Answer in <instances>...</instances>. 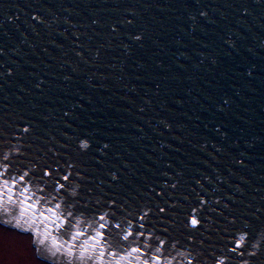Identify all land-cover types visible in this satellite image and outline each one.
<instances>
[{"label": "water", "instance_id": "obj_1", "mask_svg": "<svg viewBox=\"0 0 264 264\" xmlns=\"http://www.w3.org/2000/svg\"><path fill=\"white\" fill-rule=\"evenodd\" d=\"M5 172L0 226L45 264L57 182L160 264H264V0H0Z\"/></svg>", "mask_w": 264, "mask_h": 264}, {"label": "snow or ice", "instance_id": "obj_2", "mask_svg": "<svg viewBox=\"0 0 264 264\" xmlns=\"http://www.w3.org/2000/svg\"><path fill=\"white\" fill-rule=\"evenodd\" d=\"M140 37H136L139 39ZM27 131V129H25ZM7 159V157H5ZM7 167V166H5ZM6 175L5 173H0V179ZM28 174L25 173L17 179L16 177H11L10 179H2V184H0V202L3 201L4 197L7 196L9 202L12 201V194L14 192V186L17 183H25V177ZM44 175H50V173L45 172ZM64 180H68V176L63 177ZM64 190V195L67 197L63 206L60 203H56L54 207H49L47 212L50 215H46L45 212H40L39 215L44 218L45 221H50V228H55L62 235H67L68 239L61 241L57 237H52L53 246L56 248V252H61L64 261L63 264H160L162 260L161 255H149V252L159 253L161 251V246L166 242L162 239L157 238L158 246L153 249L151 244H145L144 246H136L125 248V242H129L130 237L143 236L142 232L133 233L131 231L126 232L123 236H120L118 231L114 232L113 229L119 230L121 225L119 222L115 224L109 223L110 217L108 214H101L98 217L93 216L91 223H87V227L91 230L85 231L81 228L80 217L85 216L86 212L84 210L79 211V215L74 211L76 204L72 202L71 197H75L77 194L73 190L71 192L65 189L63 184L57 182V186L53 191L60 193ZM44 191V189H40ZM29 192L27 186L23 187L20 195L24 197L21 204L24 206L21 216H23L30 209H35L43 201L47 202L46 197H41L37 199L35 203H29L32 200V196H25V193ZM63 207L62 211L61 210ZM164 211V209H160ZM35 216L36 213L32 212ZM111 218H114V214ZM143 219V216L141 217ZM75 221V223H73ZM191 223L193 225L197 224L196 219H192ZM95 225V226H93ZM143 228V225H140ZM51 235V233L46 232V236ZM83 242L81 241V238ZM132 243H136L133 239ZM175 247V245H172ZM258 247V245H254ZM235 251V249H232ZM255 253H252L254 255ZM55 255V253H54ZM147 257V258H145ZM165 264H168L165 261ZM188 264H199V257H191L188 260ZM215 264H224V261L217 260Z\"/></svg>", "mask_w": 264, "mask_h": 264}, {"label": "rangeland", "instance_id": "obj_3", "mask_svg": "<svg viewBox=\"0 0 264 264\" xmlns=\"http://www.w3.org/2000/svg\"><path fill=\"white\" fill-rule=\"evenodd\" d=\"M31 238L0 226V264H45L34 257Z\"/></svg>", "mask_w": 264, "mask_h": 264}]
</instances>
